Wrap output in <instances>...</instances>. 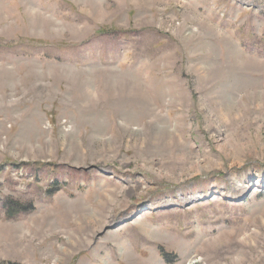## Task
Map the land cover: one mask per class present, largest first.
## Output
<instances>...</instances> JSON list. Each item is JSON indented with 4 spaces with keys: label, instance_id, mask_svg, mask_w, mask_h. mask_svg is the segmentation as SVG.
Masks as SVG:
<instances>
[{
    "label": "rangeland",
    "instance_id": "374dc122",
    "mask_svg": "<svg viewBox=\"0 0 264 264\" xmlns=\"http://www.w3.org/2000/svg\"><path fill=\"white\" fill-rule=\"evenodd\" d=\"M0 264H264V0H0Z\"/></svg>",
    "mask_w": 264,
    "mask_h": 264
},
{
    "label": "bare ground",
    "instance_id": "6f19581e",
    "mask_svg": "<svg viewBox=\"0 0 264 264\" xmlns=\"http://www.w3.org/2000/svg\"><path fill=\"white\" fill-rule=\"evenodd\" d=\"M247 64V63H246ZM261 64V63H260ZM262 65V64H261Z\"/></svg>",
    "mask_w": 264,
    "mask_h": 264
}]
</instances>
